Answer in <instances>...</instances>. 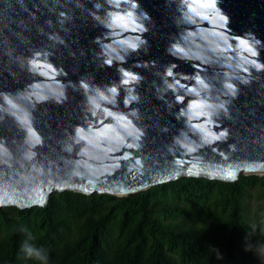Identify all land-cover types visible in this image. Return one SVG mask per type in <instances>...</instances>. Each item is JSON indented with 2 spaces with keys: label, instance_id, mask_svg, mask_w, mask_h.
Returning <instances> with one entry per match:
<instances>
[{
  "label": "water",
  "instance_id": "95a60500",
  "mask_svg": "<svg viewBox=\"0 0 264 264\" xmlns=\"http://www.w3.org/2000/svg\"><path fill=\"white\" fill-rule=\"evenodd\" d=\"M131 2L0 0V209L45 207L66 191L128 197L182 177L264 176V67L250 63L264 64V44L253 57L240 42H264V0H219L228 30L201 7L211 0H188L207 20L179 12L181 0ZM128 10L117 22L127 28L100 23ZM137 21L147 31H131ZM138 36L146 42L121 60ZM173 45L183 54L169 56ZM121 67L141 79L121 84Z\"/></svg>",
  "mask_w": 264,
  "mask_h": 264
},
{
  "label": "trees",
  "instance_id": "16d2710c",
  "mask_svg": "<svg viewBox=\"0 0 264 264\" xmlns=\"http://www.w3.org/2000/svg\"><path fill=\"white\" fill-rule=\"evenodd\" d=\"M27 229L47 264H264V176L235 183L182 177L116 197L66 191L45 207L0 209V264H40L21 245Z\"/></svg>",
  "mask_w": 264,
  "mask_h": 264
},
{
  "label": "snow or ice",
  "instance_id": "6c2138e0",
  "mask_svg": "<svg viewBox=\"0 0 264 264\" xmlns=\"http://www.w3.org/2000/svg\"><path fill=\"white\" fill-rule=\"evenodd\" d=\"M108 2L111 4L113 3V0H108ZM218 3H219V0H211V3H205V4H202L201 7L202 8H205V9H212L215 11V14L219 17V20L222 22L221 23V27L225 30H228L229 29V19L228 17L222 13L219 9H218ZM125 4H126V7H128V0H125ZM115 7L119 8L120 5L119 3H116L115 4ZM130 7L131 8H138L139 7V4L136 2V0H132L131 4H130ZM184 9H187L188 12H192L194 13L196 16L204 19V20H207L208 19V16H201V13L197 11V9L195 7L192 6V4L188 3V0H181V7L180 9L178 10L179 12L183 13ZM133 15V12L131 10H128V11H120V12H109L108 13V17H109V21L107 23H105V21H100L101 24H103L106 28L108 29H113L114 27L116 26H119V27H123V28H127L128 25L125 23V24H118L117 22L122 20L124 17H131ZM137 15H139L142 19H148V17L146 15H144V13L141 11V12H138ZM97 19L99 20V17H97ZM180 19V22L181 23H185V22H188V23H193L194 21L192 20V17L191 16H187V15H182L181 17H179ZM135 23V27H133L132 29H130L131 31L135 32V31H139V32H145L147 31V28L140 22H134ZM104 37H100L98 38L97 40V43H99V40L100 39H103ZM233 39H239L238 37H232ZM137 42L135 43H129L127 44V48L126 49H123V55H121L120 59L123 60L127 55H128V49H131L132 51H137L138 48L143 45L145 42H146V38H141V37H136L135 38ZM240 42L242 44H247V51L251 53V55L253 57L255 56H258L260 54V51H258L255 47H253V45H260V44H264V42H261L259 39H252L251 43H247L246 41H244L243 39L240 40ZM116 43H119L120 45H124V40H121V41H117ZM101 47L103 48H107L108 46L107 45H101ZM168 52V55L169 56H177V54H183L182 52V49L178 46H175L173 45L172 47L168 48L167 50ZM33 63V66L35 67L36 64H37V61L33 60L32 61ZM99 63L101 65H112L113 61L111 59H105V60H100ZM250 63L254 64L257 68H262L264 67V64H261L260 62L256 61V60H253V61H250ZM149 64L150 65H154L155 64V61H149ZM49 67H51V65H49ZM136 67H144V65H136ZM176 67V64L175 63H170L168 66H167V75L169 77H174L176 75H178V73L174 72L173 69ZM194 67H199V65H194ZM120 73L122 74V77L123 79H121L120 83L121 84H124V85H128V84H131L132 82L134 81H137L139 79H141L140 75L136 72H133L131 70H127L123 67H121L119 69ZM245 71H247V69H245ZM237 79H241L240 77H237ZM173 83H176V84H179V81L178 80H174ZM84 87H87L86 84L83 85ZM226 87L230 90H232L233 93L236 92V88H235V85L234 84H227ZM116 88L113 87L111 89L112 92H116ZM132 89H129V91H131ZM227 94V93H226ZM129 99H136V97H129ZM184 97L182 95H178L176 96V100L178 101H183ZM226 135V131H221L219 134H218V137L219 136H224ZM232 178H235L234 176Z\"/></svg>",
  "mask_w": 264,
  "mask_h": 264
},
{
  "label": "clouds",
  "instance_id": "9594fccd",
  "mask_svg": "<svg viewBox=\"0 0 264 264\" xmlns=\"http://www.w3.org/2000/svg\"><path fill=\"white\" fill-rule=\"evenodd\" d=\"M22 232L26 233V238L22 242L21 251L28 257L35 259L40 262V264H47L48 255L45 249L35 247L30 241H32L33 237L27 229L21 228ZM246 250L253 251L258 257L264 258V244H256L255 246L252 244H248L246 246Z\"/></svg>",
  "mask_w": 264,
  "mask_h": 264
}]
</instances>
